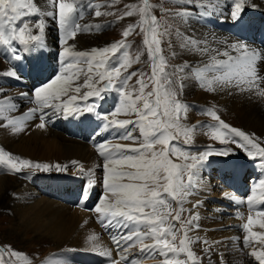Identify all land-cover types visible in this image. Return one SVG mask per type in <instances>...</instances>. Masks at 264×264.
<instances>
[{"label": "snow or ice", "instance_id": "6c2138e0", "mask_svg": "<svg viewBox=\"0 0 264 264\" xmlns=\"http://www.w3.org/2000/svg\"><path fill=\"white\" fill-rule=\"evenodd\" d=\"M101 7L104 6L95 5V0H43V6L40 0H0V53L12 65L0 72V76L21 80L27 73L40 81L32 89L30 103L35 106L16 117L10 115L18 111L15 98L5 96L4 89L0 87V121H6L0 126L11 127L14 133H19L25 130L28 121L38 118L40 122L36 127L43 130L50 122L45 109H50L52 115L65 119H77L85 113L94 114L97 119L105 121L104 130H123L119 139L131 144L101 142L97 145V151L104 160L105 192L94 211L102 226L126 229L113 237L119 258L111 260V264H138V261L147 259L159 260V264H202L192 245L201 242L208 245L205 253L213 250L212 245L207 240L189 236L190 231L198 230L199 226L194 222L199 216L191 209L186 210L184 203L200 186L203 180L201 168L209 158L221 157L228 162V157L234 156L235 151L228 147L214 149L209 146L201 153L192 154L185 147L173 143L183 138L184 145H188L194 131L193 127L183 123L191 106L181 96L186 82L191 81L210 93L232 95L234 92H247L264 98V45H254L243 34L249 26L246 13L249 9L260 8L261 4L258 0H231L225 15L219 0H184V3L174 5L175 11L166 10V14L158 18L153 14L158 10L157 6L151 0H140L138 4L127 5L128 10L123 13L124 17H139L136 23L129 24L123 31V40L90 51L77 50L76 45L69 41H74L79 33L91 32L93 28L96 31L102 29L99 24L82 25L80 21L84 19L85 12L95 8L94 16L97 18L112 14L102 12ZM217 15L221 22L230 21L238 30L231 33V38H224L214 31L197 36L194 29L181 31L178 26L174 28V24L167 22L171 18L190 26L193 16L210 19ZM49 20L58 26L62 48L55 70H50L43 63ZM137 29L143 33L144 48L132 58L129 52L131 45L126 40ZM165 43L169 49L167 56L162 48ZM177 47L179 53L175 50ZM145 51L151 72H129L133 64L141 62ZM181 53L200 59H185L179 64H171L170 61ZM22 60H28L26 68L12 63ZM133 77H137L136 83L130 86ZM112 92L118 94L117 106L109 113L100 112L99 102L106 98V93ZM21 95L27 96L28 93ZM90 98H93L91 102ZM120 115L134 116L135 119H117ZM206 115L218 122L209 128L208 134L213 141L221 145L234 144L253 161L259 158L261 166H264V147L252 135L230 127L213 108L207 109ZM137 132L138 135H134ZM0 165L13 173H20L25 168L48 172L54 167L57 172L67 171L66 165L33 164L3 149H0ZM73 165L86 177L85 187L80 191V200L84 201L80 206L86 208L90 190L94 187L93 174L91 171L85 173L83 166L76 162ZM224 195L230 201L244 202L232 192ZM246 200L249 215L242 225L245 233L243 246L248 248L253 242L261 245L247 255L255 258L258 264H264V234L253 231L256 226L264 228V209L256 207L264 204V179L252 187ZM200 206L197 201L192 208ZM86 210L93 211L91 208ZM185 211H188L189 218L182 221ZM239 218L243 219V216ZM178 235L180 239L177 242ZM88 241L100 255L111 258V251L100 247L98 237L90 235ZM137 246L142 255L129 259V249ZM9 254L22 260L23 264H32L31 260L14 250H9ZM4 255L0 249V257ZM219 259L220 264H226L223 254ZM0 264L5 262L0 259ZM45 264L66 262L48 259Z\"/></svg>", "mask_w": 264, "mask_h": 264}, {"label": "bare ground", "instance_id": "6f19581e", "mask_svg": "<svg viewBox=\"0 0 264 264\" xmlns=\"http://www.w3.org/2000/svg\"><path fill=\"white\" fill-rule=\"evenodd\" d=\"M40 3L41 6H43V0H40ZM219 3L221 10H223L226 15L231 0H219ZM258 3L261 4L260 8L250 10L257 14L264 15V0H258ZM95 19L96 21L94 22L99 21L97 17ZM215 19L221 21L218 15L210 19L199 18V20L196 21V24L191 23L189 29H194L197 36L201 34L207 35L214 31L217 34L222 35L224 38H231V36L224 34L216 27L210 26V23L212 22L210 20ZM83 23L86 24V21L81 22V24ZM56 26L57 24L55 22L49 20L45 33L46 49L51 54L52 59L50 58V61L55 67L58 66V54L62 50L61 44L58 42L60 40V33L59 31H54ZM86 35H88V33H79L76 39L74 41H69V43H74L77 50L83 51H90L92 48L110 46L108 43L96 45L92 41L93 36L87 38L85 37ZM178 50L179 48L177 51ZM179 56L188 59L189 61L191 59L192 61H198L200 59L198 56L186 53L182 55L180 54ZM8 69L9 64L6 62L5 58L2 57V53H0V72ZM80 81L83 82V77H81ZM1 86L9 88L3 80V76H0V87ZM7 90H10V92H6L4 95L11 97L14 95L13 98H16L14 99V102L18 106V111L10 113L11 116H19L35 106L33 103H30L28 95H21L22 93L28 92H24L20 88L15 89L12 87ZM195 91V84L188 81L184 88L183 97L186 99L188 97H193L194 95L197 98L196 101L198 100L200 103L207 99V96L198 95ZM112 93L114 97H118V94L114 92ZM208 98L213 99L219 108H223L226 112L230 113V116L235 117L240 126L245 130L244 132L247 133L246 135H252L259 138L255 140L260 146H263L264 98H261L254 93L249 94L247 92H234L232 95H229L226 92H217L214 94V97ZM189 101L191 102L192 100L189 99ZM78 103H82V101L78 100ZM192 108L190 107L188 110L189 114L191 113L190 115H192L193 112ZM93 118L97 121L98 125L95 133L99 132V134H95L94 138H86L84 133L78 134L77 137L71 136L67 130L60 131L53 128L54 125H57L56 128L60 129L61 125V122H59L60 124L57 123L60 119L55 118L51 120L52 122L50 121L51 123L43 130L36 127L40 122L38 118L28 121L25 130L19 133H14L11 127L0 126V141H2L3 146L7 150L31 158L38 163H47L53 166L56 164L67 166V171L57 172L55 171V168L52 169L55 173H58V175L48 178L37 174L34 178H23L24 180L15 182L12 179L0 177V209L11 210L20 222L19 227L23 228L25 234L29 232L34 233L41 238H50L53 241H58L59 245L70 246L71 249L83 250L94 254L97 253L94 255L95 257H88V255H91L90 253L86 255L84 253H79L77 256L73 254L72 259H74V261L77 262L85 259L89 264H93L92 261L103 264L100 262L104 260L105 264L111 260L119 258L117 255V245L114 243L113 237L117 236L120 232L126 231V229L106 228L102 226L98 220V214L94 211L99 200L104 198L105 192L103 187V166L100 167L99 172L98 165V163L103 165L104 160L97 151L96 143L99 144V142L104 140L108 143L110 142V144L120 143L127 145L131 144V142L119 139L120 133L123 130H120L119 132L117 128L104 130L103 125L99 123L97 117L94 115ZM130 118L133 117L130 116ZM61 119L63 123L68 118L65 119L61 117ZM77 119L79 122L83 123L87 119L86 113L84 116ZM133 119H135V117ZM0 124H6V121H3V123L0 122ZM26 132H29L28 137L30 138L28 139L24 137ZM116 132L118 133L115 136ZM108 135L109 137L107 138ZM113 138L117 141H111ZM231 147L236 148L234 144L230 146V148ZM73 162L83 166L85 173L91 171L93 174L94 187L90 190V198L86 201V208H91L93 211H88L85 207L80 206L84 204V201L80 200V191L85 187L86 177L73 165ZM201 170H204L209 176H219L220 181L226 182H221V184H224L227 189L225 191H221V189L218 191L219 194L212 196L214 192L211 191L209 187L214 184V182H208L207 180L205 182V178L203 177L200 186H198L193 194L187 199L188 207L199 216L198 221H195L200 225L198 230H195L196 235L200 237V240H207L209 244L212 245L213 249L207 253H199L202 256L201 260H204V258L208 260L207 262L204 260V264H220L219 257L223 254L226 264H246V262L242 260L243 256L247 255L249 251L251 252L253 248L259 249L261 245L258 244L257 247H254L253 245L257 244L255 242H253L248 248H244L243 244L238 245L237 242L239 240H242L243 242L245 233L243 229H239L237 226H233L226 231H219L217 229L219 223L216 224L215 221H217V219L221 221L223 218L217 216L216 213L218 212L219 214L223 208L221 207L222 204H217L215 198H218L220 201L223 200L225 205L231 207V211H226L227 214H236L238 217L237 221L233 219L227 220L226 223H228L229 226L238 224L243 225L247 221L249 214L244 215L243 219H240L239 217L242 214V211H249L246 198L251 194L252 187L260 179H264V166H261L258 158L256 161H253L249 157L246 158L245 153L242 154L237 151L234 156L228 158V162H225L224 158H218L216 156L210 157L209 161L203 165ZM252 170L255 171L254 174H251L250 171ZM0 175H3L2 165H0ZM246 177L252 179L250 182L248 181L249 184H246ZM257 177L260 179L257 180ZM100 178L101 181H98ZM79 179H83V181L81 180V182H79ZM23 181L33 183L32 187L28 188L26 185L27 182L24 183ZM214 181L216 180L214 179ZM79 185H81L80 188ZM11 190H13L15 195L18 196L15 201L10 198L9 193ZM225 192H232L244 202L236 203L230 201L225 197ZM197 201L201 203V206L193 209L192 205ZM256 207L264 209V204L256 205ZM253 215H255L254 212ZM253 231L258 234H264V228H260L259 226L254 227ZM90 235L98 237V243L101 248L111 251V258L100 255L99 251L92 247L88 241ZM223 239L226 240V243L221 242ZM147 242L151 243V241ZM202 244L204 248L208 247V245H205L204 243ZM229 246H233L234 250H231L232 247L229 248ZM241 249H243V251H241ZM240 252L242 255H239ZM141 255L138 246L129 249V259L132 257H140ZM82 262L86 264L85 261ZM155 262L159 263V260L147 259L138 261V264H156Z\"/></svg>", "mask_w": 264, "mask_h": 264}, {"label": "rangeland", "instance_id": "374dc122", "mask_svg": "<svg viewBox=\"0 0 264 264\" xmlns=\"http://www.w3.org/2000/svg\"><path fill=\"white\" fill-rule=\"evenodd\" d=\"M133 3L138 4V3H140V0H95V5L104 6V7L100 8V10L102 12H107V13H112V14L111 15H102V16L98 17V20H99L98 22H94V21H96V19H95L96 17L94 16L95 8H93L92 10L86 11L85 12L86 16L84 17L86 20L82 19L80 22L86 21V24H92V25L99 24L102 26V29L100 31H96L94 28V30L92 32H88V35H86L85 37L88 38L89 36H93L92 41L96 45H100L102 43H108L109 45H111L114 42H118V41L123 40L124 39V37L122 35L123 31L126 30V28L129 24H134L139 19L138 16H132V17H124L123 16V13L128 10L127 5H130ZM151 3L154 6H157V9H158V10H155L153 12V14L156 15L158 18H160L162 15L166 14V10L175 11L176 9H175L174 5L182 4V3H184V0H151ZM192 19H193V17H192ZM167 22L174 24V28L178 26L181 29V31H191L189 29L190 26L184 25L179 20L173 21L171 18H168ZM82 25H85V24L83 23ZM55 30H56V32L58 31V26H56L54 28V31ZM126 43L131 45L129 52H130V55L132 56V58H135L137 51L142 50L144 48V46H143V33H140L139 29H137L136 32H134L132 35H130L127 38ZM162 48L164 49L163 54L167 56L168 52H169V49L167 48V44L166 43L162 44ZM177 49H178V47L175 50L177 51ZM121 51H123V50H121ZM177 52L179 53V50ZM182 54H184V53H181V55ZM118 55H120V54L118 53ZM183 60H185L183 57L178 56V58L172 59L170 61V63L171 64H179ZM190 61H192V59ZM136 70H139L140 72H146V73L151 72V63L148 61L146 51H145V54L143 56H141V62L137 63V64H133L132 67L129 69V72L136 71ZM136 79H137V77H133L132 81H130V86L135 85ZM1 87L4 89V94H6V92H10V90H7V89H9L11 87H9V88H4L3 86H1ZM195 88H196L195 92L198 93V95L200 94L201 96L202 95L207 96V99H206L207 101L206 100L201 101V104L204 106L202 110L196 109V107H195L196 102L200 103L198 100L196 101L197 98L193 95V97H190V98L188 97L185 99L183 97L184 91L182 93V96H181L182 100L185 103H188L187 105H190L191 108L194 105V110L192 108V111H193L192 115H190L191 113L189 114V112H187L186 118L183 120V123L186 126L194 128V131L192 133V139H191L190 143L186 146H194L196 144L197 145H205L206 147H209V146L212 147L214 145L225 146V145L219 144V142H217V141H213L211 139L210 135L208 134L210 126L218 124L217 121H214L210 116L206 115V111L209 108L215 109L217 112V115L220 117V119L222 121H224L225 123H227L230 127L235 128L237 130H241L243 132L245 131L243 129V127L240 126L239 122L237 121V119L235 117L230 116V113L226 112L221 107L219 108V106L217 104H215L213 99L208 98V97H214L215 93L213 94V93L201 90L196 85H195ZM148 90L150 91L151 89L149 88ZM13 97H14V95H13ZM189 99H191L192 101L190 102ZM192 103H193V105H192ZM131 117L134 118V116H131ZM117 118L118 119H133V118H130V116H123V115H120ZM0 122L3 123V121H0ZM204 123H210L209 127H205L204 129H200L199 127H197L198 125L204 124ZM130 127H131V125H130ZM245 134H247V133H245ZM134 135H138V132L135 133ZM28 136H29V132H26L24 134V137L28 139V138H30ZM31 136H32V134H31ZM253 138L256 140L259 139V138H256L255 136H253ZM178 142L184 144L183 138H181ZM260 142H262V141H260ZM262 143L264 146V141ZM232 145L233 144H230V145L228 144L225 147L230 148V146H232ZM231 148L235 152L238 151V152H241L243 154V152L240 149L234 148V147H231ZM0 149H3L4 151L8 152L10 155H13L15 157L27 159V160L31 161L33 164L38 163L31 158H27L26 156H22V155H19L17 153H14V152L7 150L3 146L2 141H0ZM217 149H220V148H217ZM187 151L191 152L192 154H195V153L197 154V153L203 152L204 150L195 148V149L187 150ZM218 158H221V157H218ZM175 162L180 163L181 161L177 160ZM41 164H44V163H41ZM98 165H99V172H100V167H102L103 165L100 163H98ZM52 169H54V167ZM52 169L48 172H44V171H41V170H38L35 168H25L20 173H13L9 170L6 173V174L9 173L8 175H5V176L0 175V177H6L9 179H12L15 182L16 181L20 182L21 180H24L23 178H26V177L22 176V174H24V173L25 174H33L32 172H35V173L37 172L38 174L42 175L43 177H47V178L54 176V175H58V173H55ZM216 173H218V172H216ZM200 174L202 177L205 178V182H206V180L208 182H214V184H212L209 187V189L214 192L212 196H216L215 194H219L218 191H220L221 189H222L221 191L227 190L225 185L221 184V182H223V183H226V182L220 181L219 176H217V177L216 176L215 177L209 176L206 172H204V170H201ZM229 177H231V176H229ZM77 178H79V177H77ZM214 179L218 182L214 181ZM81 180L83 181V179H81ZM81 180L79 179L78 181L81 182ZM98 181H101V178H100V180L98 179ZM248 181H246V184H249ZM23 182L26 183L27 181H23ZM26 185L28 186V188H30V187H32L33 183L27 182ZM80 186L81 185H79V188H80ZM12 192H13V190L10 191L9 195H10L11 200L15 201V199L18 196L15 195V192H13V193ZM212 196H207V197H212ZM215 199L217 200L216 201L217 204H222L221 207L223 208V210L219 213L220 215L218 214V212L216 213V215L219 216L220 218H223L220 222L224 225L221 228V230H219V226L217 227V229L219 231H226L228 229H231L233 226H237V228L242 229L241 224L229 226V224L226 223L227 220H231V219L237 221L238 217L236 216V214H231V213L227 214L228 210L231 211V209H230L231 207L228 205H225L223 203L224 202L223 200L220 201L218 198H215ZM207 201L210 202L209 200H207ZM185 203L187 205V201ZM175 206L176 205L173 204V207H175ZM188 208H190V207H188ZM187 219H188L187 214L183 213L181 216V220L186 221ZM19 223L20 222L18 221V219L15 217V215L12 213L11 210L0 209V249H2L5 253V255L3 257H0V259H2L5 262V264H23L22 260L17 259L15 257H11L9 254V250H14L17 253H20L22 256L31 260L32 264H45V262L48 259H61V260H64L66 262V264H79L78 262L85 264V263L81 262L79 259H78L79 261H77V262L74 261V259H72L73 254L67 255L64 253V251L71 249L70 246L59 245L58 241H53L50 238L44 239V238H41L37 234H34V233L29 232V233L25 234L23 228L19 227ZM177 227H179V224H177ZM192 235H193V239H196L197 237H199L198 235H196V232H194L193 234H192V232H189V236L192 237ZM179 239H180V236L178 235L177 242L179 241ZM239 241L237 242L238 245H239ZM222 243H226V240H224ZM257 245L258 244H254L253 246L257 247ZM193 246H195V250H194ZM193 246H192V249L197 254V256L200 255L199 253L205 252V248H207V247H205V248L203 247L202 242L198 243V244H194ZM229 248H231V250H234L233 246H229ZM74 250L75 251H73V253L80 251L77 249H74ZM80 253H84L85 255L90 253L91 255H88V257H91V256L95 257L94 255L97 254V253L94 254L92 252H87V251H83V250H81ZM240 254L242 255L241 252L239 253V255ZM77 255H79V253L75 254V256H77ZM241 258H242V256H241ZM204 260H206V259L204 258ZM204 260H202L203 264H204ZM242 260L245 261L246 264H249L250 261H252L253 264L257 262L255 260V258H253L249 255L248 256L244 255ZM105 261H107V260H105ZM207 261L208 260H206L205 262H207ZM105 264H111V261L107 262Z\"/></svg>", "mask_w": 264, "mask_h": 264}]
</instances>
